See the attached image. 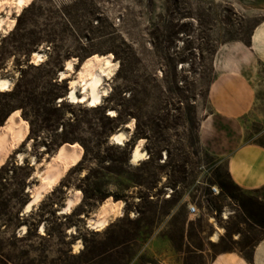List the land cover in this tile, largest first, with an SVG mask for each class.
Returning a JSON list of instances; mask_svg holds the SVG:
<instances>
[{
	"label": "rangeland",
	"instance_id": "1",
	"mask_svg": "<svg viewBox=\"0 0 264 264\" xmlns=\"http://www.w3.org/2000/svg\"><path fill=\"white\" fill-rule=\"evenodd\" d=\"M13 2L0 11L7 16ZM263 21L264 0H35L26 8L12 32L0 33V77L14 80L12 91L0 92V126L20 111L32 141L0 170V264H209L224 250L250 257L264 237V188H241L227 162L241 146L264 148V118L215 114L210 89L232 42L245 45L236 54L250 57L253 81H264V43L254 54L246 48ZM40 50L47 60L34 65ZM95 53L119 61L110 96L95 108L60 101L69 89L60 77L66 61ZM133 119L126 146L112 145L113 132ZM142 138L148 158L132 165ZM74 143L81 163L23 215L37 182L29 158L18 164L19 152L41 160ZM69 188L81 190V204L63 215ZM108 197L126 201L123 217L91 230L82 215ZM188 201L198 215L188 214Z\"/></svg>",
	"mask_w": 264,
	"mask_h": 264
},
{
	"label": "bare ground",
	"instance_id": "2",
	"mask_svg": "<svg viewBox=\"0 0 264 264\" xmlns=\"http://www.w3.org/2000/svg\"><path fill=\"white\" fill-rule=\"evenodd\" d=\"M9 0H0V8L4 9L6 2ZM35 0H14L15 10H7V16L0 11V33L6 34L12 32L16 25V18L20 17L24 10L28 8ZM11 4V3H10ZM6 9V8H5ZM13 10V11H12ZM4 11V10H3ZM255 34V33H254ZM264 34V22L257 30L253 40L257 41L259 36ZM34 65H40L47 60V54L41 50L34 52ZM76 66H80L77 70ZM119 61L116 60L112 53L106 55L93 54L84 59L82 62L78 58H71L66 61L65 69L61 71L62 80L69 79V89L65 97L60 101L70 104H85L88 107L95 108L104 104L106 98L111 94V86L107 85L113 79L119 70ZM14 87V80L10 77H0V92H10ZM109 117H117L116 110H109ZM135 131V120L123 125L110 137V143L115 146H126L131 139V135ZM145 139L137 141L131 150L130 160L132 165H139L140 162L146 161L148 153L145 150ZM26 144V150H32V141L29 140V124L21 118V112L16 111L6 119L5 123L0 126V170L6 164L10 155ZM8 147V148H7ZM44 147L41 151H44ZM83 149L78 143L63 144L58 148L55 154H46L43 159L38 160L36 155L30 153L19 152V165H23L27 158L30 159L34 172L31 180H36V184L29 186L26 193H29L30 201L23 208V215L31 214V212L39 205L44 197L52 192L61 183L63 178L76 168L82 161ZM70 193H74L66 206L59 210L60 214L69 215L81 204L82 192L79 189L73 190L69 188ZM126 201H116L112 197L105 199L98 210L91 216L82 215L86 219L87 226L91 230H105L111 220L123 217ZM224 217H227L225 213ZM71 228V227H70ZM69 229V228H68ZM22 232L27 230L26 225L22 227ZM75 228L69 229V232L75 233ZM41 235L45 234V226L39 229ZM76 234V233H75ZM219 238L216 232L213 240ZM76 249L80 248L76 244ZM80 252V251H79Z\"/></svg>",
	"mask_w": 264,
	"mask_h": 264
},
{
	"label": "crops",
	"instance_id": "3",
	"mask_svg": "<svg viewBox=\"0 0 264 264\" xmlns=\"http://www.w3.org/2000/svg\"><path fill=\"white\" fill-rule=\"evenodd\" d=\"M263 22L255 28L249 43L246 44L252 54L257 53L261 42L264 43V34H261L257 41L252 39ZM244 46L241 42L225 45L231 54L221 62V74L214 80L210 89V101L215 114L227 119H239L251 112L264 118V93L260 91L264 88V81L254 82L246 67V60L250 57L236 54L237 51L245 52ZM227 168L233 181L241 188H264L263 147L256 144L241 146L228 158ZM209 264H264V237L254 246L250 260L235 251H227L217 253Z\"/></svg>",
	"mask_w": 264,
	"mask_h": 264
},
{
	"label": "built area",
	"instance_id": "4",
	"mask_svg": "<svg viewBox=\"0 0 264 264\" xmlns=\"http://www.w3.org/2000/svg\"><path fill=\"white\" fill-rule=\"evenodd\" d=\"M211 195H219L221 189L217 185H209ZM187 210L189 215H198L200 209L198 205L192 201H188Z\"/></svg>",
	"mask_w": 264,
	"mask_h": 264
},
{
	"label": "trees",
	"instance_id": "5",
	"mask_svg": "<svg viewBox=\"0 0 264 264\" xmlns=\"http://www.w3.org/2000/svg\"><path fill=\"white\" fill-rule=\"evenodd\" d=\"M227 251H235V250H224V251H221V252H227ZM221 252H220V253H221ZM240 253H241L244 257H246L248 260H250L251 256H250V257H247L242 251H240Z\"/></svg>",
	"mask_w": 264,
	"mask_h": 264
}]
</instances>
